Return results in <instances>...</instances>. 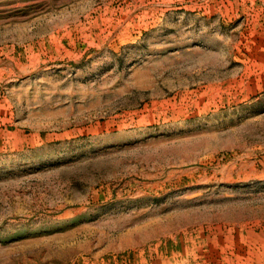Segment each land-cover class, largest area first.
<instances>
[{
	"label": "rangeland",
	"instance_id": "1",
	"mask_svg": "<svg viewBox=\"0 0 264 264\" xmlns=\"http://www.w3.org/2000/svg\"><path fill=\"white\" fill-rule=\"evenodd\" d=\"M0 264H264V0H0Z\"/></svg>",
	"mask_w": 264,
	"mask_h": 264
}]
</instances>
